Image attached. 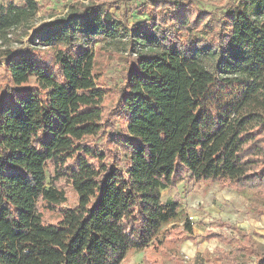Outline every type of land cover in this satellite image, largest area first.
<instances>
[{"label": "trees", "instance_id": "obj_1", "mask_svg": "<svg viewBox=\"0 0 264 264\" xmlns=\"http://www.w3.org/2000/svg\"><path fill=\"white\" fill-rule=\"evenodd\" d=\"M129 1L74 4L40 25L39 0L0 4V264H125L138 253L161 264L193 232L163 191L188 180L264 198V0L210 12ZM132 6L152 26L132 30ZM102 43L130 53L112 98L96 72ZM51 179L74 190L73 207ZM42 206L59 220L45 222ZM236 233L205 239L237 246L227 264H264Z\"/></svg>", "mask_w": 264, "mask_h": 264}, {"label": "rangeland", "instance_id": "obj_2", "mask_svg": "<svg viewBox=\"0 0 264 264\" xmlns=\"http://www.w3.org/2000/svg\"><path fill=\"white\" fill-rule=\"evenodd\" d=\"M42 6L40 14L33 20V24L40 25L46 21L51 20V15L59 14L64 15L68 8L74 4H89L91 1H107V0H39ZM188 1V0H186ZM198 3L205 11H214L217 9L224 8L229 0H193ZM22 4L23 0H0L1 5H8L9 3ZM131 10V19L129 27L132 30L140 29L142 26H152L150 19L152 13L148 9L129 7ZM16 33L17 37L21 36V33ZM16 39V38H14ZM13 40L11 46L13 49H25L27 46V38H22V42L16 43ZM49 53L54 56V53L42 49L41 54ZM130 53L125 50H115L113 46H107L105 43L100 44L96 49V72L100 73L102 77V83L107 88L109 97H113L118 92V89L122 83V74L128 69V60ZM120 133L119 129L115 133L109 132L111 137H115ZM124 152H120L119 157H123ZM50 184L58 186L66 195V203L63 207H73L77 203V196L74 190L66 184L56 181L55 179L50 180ZM192 192V189L188 190ZM195 195L192 200L193 204L196 203L194 209L197 211H203L208 219L207 224L200 222L198 227L204 231L210 229V231H218L220 224H231L233 227H241L251 237L259 241L257 244L258 249L264 254V198L258 194L256 188L245 190L243 193L222 188L218 184H202L194 185ZM164 202L170 201L171 196L165 192L163 194ZM186 201L185 199H181ZM200 203V205H199ZM43 213L45 222L56 223L60 214L58 212H51L50 210L40 208ZM183 226V223H181ZM205 227V228H204ZM210 227V228H209ZM225 227V226H224ZM203 244V243H202ZM214 244V243H213ZM207 243L201 245L198 243L195 253L204 251L205 254L198 256V258L192 259L191 264H215L210 261V258L217 260V257L213 255L212 249L214 245ZM201 247V248H200ZM230 248L229 246H227ZM192 249V247H190ZM189 249V250H191ZM210 249V252H209ZM194 250V249H193ZM208 253V254H207ZM143 254L134 255L126 264H141ZM218 261V260H217ZM217 264V263H216ZM220 264V263H218Z\"/></svg>", "mask_w": 264, "mask_h": 264}, {"label": "crops", "instance_id": "obj_3", "mask_svg": "<svg viewBox=\"0 0 264 264\" xmlns=\"http://www.w3.org/2000/svg\"><path fill=\"white\" fill-rule=\"evenodd\" d=\"M136 1H140V0H130L129 5H132ZM194 185H199V184H196L194 181H188L187 180V181L180 182L176 187H174L172 189H167V190L163 191V194L165 192H167V194H169L171 196L170 201H178L180 203V214H179V218H178L179 225H182L181 223H183L184 221L189 219L191 221V223L193 224V232L191 235H188V240L181 245V247L179 249V253L176 255H171L170 257H166V258L161 257L160 258L161 264H191V262L193 261L192 259L198 258V256L205 254V249H204V251H199L197 254L195 253L197 245L199 242H201L202 246L204 243L205 244H207V243L213 244L214 243L213 244L214 248L212 249V252H213V255L215 257H217L218 261L215 259H212V258H210V261H212L215 264L216 263L217 264L218 263L227 264L223 258L224 254L234 252L237 249V246L234 244H232V245L224 244V243H220L219 241H216V240L210 242V241H207L205 239V234L210 232V229L204 231L202 228L198 227V224L200 222H202L203 224H207L208 219L206 218V215L203 212L204 210L206 211V209H203V211H197L196 209H194V206H196V203L193 204V202H192V200L194 199L193 196L195 195ZM202 185L204 186L205 184H202ZM189 189L190 190L192 189V192L191 191L189 192L188 191ZM185 198H186V201L181 200V199H185ZM199 205H200V203H199ZM236 230L237 231L240 230V231L245 232L244 229H242L241 227H235V228L219 227L218 231H212V232H222V233L228 235L229 237H234L237 234ZM252 240L255 243V245L257 246V244H258L257 241H259V240L257 239V241H256L255 238H253V237H252ZM263 241H264V239H263ZM227 246H229L230 248H228ZM190 247H192V249ZM189 249H191V250H189ZM209 252H210V249H209ZM138 254H142V253H138ZM135 255H137V254H135ZM239 261L241 263L243 261V258L239 257ZM255 261H256V258L253 257L250 260V264L254 263ZM141 262H142V259H141Z\"/></svg>", "mask_w": 264, "mask_h": 264}]
</instances>
